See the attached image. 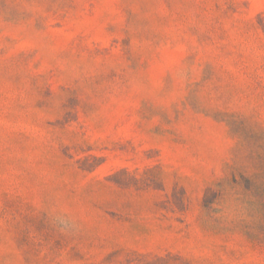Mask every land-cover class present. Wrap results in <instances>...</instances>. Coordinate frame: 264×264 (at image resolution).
<instances>
[{
    "label": "rangeland",
    "instance_id": "1",
    "mask_svg": "<svg viewBox=\"0 0 264 264\" xmlns=\"http://www.w3.org/2000/svg\"><path fill=\"white\" fill-rule=\"evenodd\" d=\"M0 264H264V0H0Z\"/></svg>",
    "mask_w": 264,
    "mask_h": 264
}]
</instances>
